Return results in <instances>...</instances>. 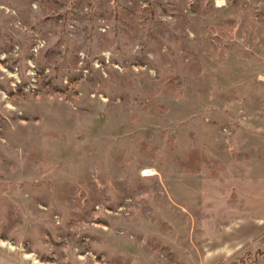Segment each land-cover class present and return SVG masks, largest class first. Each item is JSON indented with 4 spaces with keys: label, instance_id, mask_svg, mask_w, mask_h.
I'll return each mask as SVG.
<instances>
[{
    "label": "rangeland",
    "instance_id": "rangeland-1",
    "mask_svg": "<svg viewBox=\"0 0 264 264\" xmlns=\"http://www.w3.org/2000/svg\"><path fill=\"white\" fill-rule=\"evenodd\" d=\"M0 252L264 261V0H0Z\"/></svg>",
    "mask_w": 264,
    "mask_h": 264
},
{
    "label": "crops",
    "instance_id": "crops-1",
    "mask_svg": "<svg viewBox=\"0 0 264 264\" xmlns=\"http://www.w3.org/2000/svg\"><path fill=\"white\" fill-rule=\"evenodd\" d=\"M0 264H21V263H18L17 261L13 260L8 255L0 252ZM257 264H264V261H261Z\"/></svg>",
    "mask_w": 264,
    "mask_h": 264
},
{
    "label": "bare ground",
    "instance_id": "bare-ground-1",
    "mask_svg": "<svg viewBox=\"0 0 264 264\" xmlns=\"http://www.w3.org/2000/svg\"><path fill=\"white\" fill-rule=\"evenodd\" d=\"M4 243V242H3Z\"/></svg>",
    "mask_w": 264,
    "mask_h": 264
}]
</instances>
